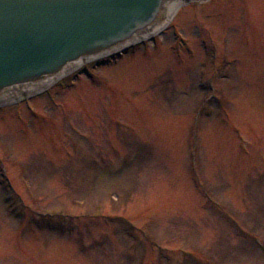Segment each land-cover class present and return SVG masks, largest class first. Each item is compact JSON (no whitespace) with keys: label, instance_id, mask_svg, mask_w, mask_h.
Here are the masks:
<instances>
[{"label":"rangeland","instance_id":"obj_1","mask_svg":"<svg viewBox=\"0 0 264 264\" xmlns=\"http://www.w3.org/2000/svg\"><path fill=\"white\" fill-rule=\"evenodd\" d=\"M0 264H264V0L0 106Z\"/></svg>","mask_w":264,"mask_h":264},{"label":"water","instance_id":"obj_2","mask_svg":"<svg viewBox=\"0 0 264 264\" xmlns=\"http://www.w3.org/2000/svg\"><path fill=\"white\" fill-rule=\"evenodd\" d=\"M180 0H0V106L162 33Z\"/></svg>","mask_w":264,"mask_h":264},{"label":"bare ground","instance_id":"obj_3","mask_svg":"<svg viewBox=\"0 0 264 264\" xmlns=\"http://www.w3.org/2000/svg\"><path fill=\"white\" fill-rule=\"evenodd\" d=\"M188 0H180L177 4L171 5L169 8V13H170V18H174L176 13L178 12L180 6L182 5L183 2H187Z\"/></svg>","mask_w":264,"mask_h":264}]
</instances>
